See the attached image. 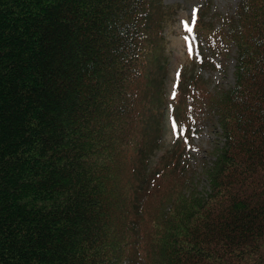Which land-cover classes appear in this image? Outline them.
<instances>
[{
  "label": "trees",
  "instance_id": "1",
  "mask_svg": "<svg viewBox=\"0 0 264 264\" xmlns=\"http://www.w3.org/2000/svg\"><path fill=\"white\" fill-rule=\"evenodd\" d=\"M176 15L162 0H0V264H264V0L203 37L235 49L225 90L191 46L193 71L169 77ZM191 27L212 32L205 15ZM207 121L200 191L185 154Z\"/></svg>",
  "mask_w": 264,
  "mask_h": 264
},
{
  "label": "rangeland",
  "instance_id": "2",
  "mask_svg": "<svg viewBox=\"0 0 264 264\" xmlns=\"http://www.w3.org/2000/svg\"><path fill=\"white\" fill-rule=\"evenodd\" d=\"M238 1L162 0L165 6H171L175 12L177 11L174 22L169 24L166 29L165 46L168 53L170 78L171 76L174 78L179 69L188 72L193 71L192 58L187 54L189 46H191L196 56L202 55V58H206V63L211 64L209 68L199 69L198 66L195 68V73L207 82L211 92L225 90L232 85L235 49L230 45L224 47L223 53L226 54L224 57L219 53L220 48L216 47L214 54H212V49L208 47V43L203 37L206 36L208 40H211L213 30L220 28L221 17L232 16ZM197 14L199 17L205 15L206 22L212 30L210 34L203 35L197 27L195 29L191 27ZM163 140L168 147H171L174 141L169 119L166 121ZM217 141L218 137L213 124L209 121L203 122L192 136L193 146L185 154L190 167L196 173L200 191L206 189L207 186L206 178L202 175L203 166L211 162V151Z\"/></svg>",
  "mask_w": 264,
  "mask_h": 264
}]
</instances>
